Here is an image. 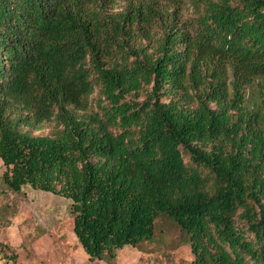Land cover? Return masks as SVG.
<instances>
[{"label": "trees", "instance_id": "obj_1", "mask_svg": "<svg viewBox=\"0 0 264 264\" xmlns=\"http://www.w3.org/2000/svg\"><path fill=\"white\" fill-rule=\"evenodd\" d=\"M0 161L71 201L89 261L163 218L191 264H264V0H0Z\"/></svg>", "mask_w": 264, "mask_h": 264}, {"label": "rangeland", "instance_id": "obj_2", "mask_svg": "<svg viewBox=\"0 0 264 264\" xmlns=\"http://www.w3.org/2000/svg\"><path fill=\"white\" fill-rule=\"evenodd\" d=\"M118 2L115 11L122 9ZM184 18L190 11H183ZM249 91V90H248ZM141 92L137 101L145 99ZM165 101V99H163ZM100 95L96 88L89 106L80 114L99 112ZM34 135H50L57 127L45 122L31 129ZM5 168L0 161V264H109L89 261L73 233L71 201L29 186L20 193L9 191L2 182ZM194 257L182 232L168 219L156 221L155 237L139 249L125 247L113 264H191Z\"/></svg>", "mask_w": 264, "mask_h": 264}]
</instances>
